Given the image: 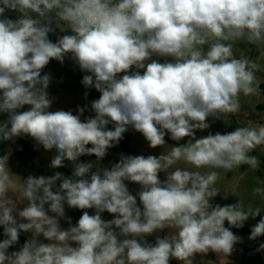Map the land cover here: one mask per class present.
Returning <instances> with one entry per match:
<instances>
[{
	"label": "clouds",
	"instance_id": "obj_1",
	"mask_svg": "<svg viewBox=\"0 0 264 264\" xmlns=\"http://www.w3.org/2000/svg\"><path fill=\"white\" fill-rule=\"evenodd\" d=\"M53 25L70 34L53 42ZM241 44L258 56L239 50ZM66 59L87 73L83 87L100 93L75 114L50 110L53 78L44 69ZM261 72L264 0H0V114L8 117L0 122V141L29 136L46 151L55 149L49 167L72 166L71 176L22 178L9 168L10 153L0 157V264H194L196 255L209 253L230 264L242 242L231 228L264 208L212 200L222 173L259 167L252 153L264 147V123L199 139L195 131L208 129L209 118L240 113L242 96L261 93ZM129 128L150 148L167 145L166 135L177 145L158 157L121 153L110 168L80 161L102 160ZM126 182L139 185L135 195ZM252 194L264 202V180ZM66 207L83 211L75 224ZM104 212L113 218L102 219ZM164 229L173 234L147 241ZM21 231L32 237L9 252ZM261 236L264 217L248 239Z\"/></svg>",
	"mask_w": 264,
	"mask_h": 264
},
{
	"label": "rangeland",
	"instance_id": "obj_2",
	"mask_svg": "<svg viewBox=\"0 0 264 264\" xmlns=\"http://www.w3.org/2000/svg\"><path fill=\"white\" fill-rule=\"evenodd\" d=\"M5 15L9 19H17L18 13L7 12ZM55 28V25H53ZM65 34H70L69 32H61L59 28H55V32L49 34V39L53 42L56 41L57 36H62ZM239 50H243L245 54L252 57H257V50L245 46L243 44L237 46ZM161 62L163 60L161 59ZM44 72L51 73L52 82L49 86V94L54 98V102L51 106L52 111L55 110H73L75 114V109L77 106H83L92 100L98 99L100 93L94 88L85 89L80 83L83 75L87 74L81 72L78 67L74 65L71 59H66L63 64L52 60L45 67ZM122 75V74H121ZM258 77L261 79V86L264 87V72L258 73ZM88 92L87 100L84 98V92ZM264 105V93H261L255 97H241V110L238 114H226L222 119L213 120L209 118L208 122L210 127L206 130H196L195 138L199 139L207 136L208 134H215L220 132L221 134L231 132L239 126H245L249 122L252 124L264 123V110H260L259 107ZM30 106H24L23 109L19 111L29 110ZM90 112H85L84 116L91 115ZM246 114V115H245ZM83 119V117H82ZM189 138L185 137L179 143H186ZM167 145L163 148H150L147 141L144 139L142 134L136 132L132 128H129L126 133H124V138L120 143L108 149L107 155L97 162V158L90 161L96 164L97 167H108L115 162L119 161L120 154L124 153L126 155H143L147 157L148 155L159 156L163 151H169L172 145H177V142L172 141L169 136H165ZM12 142V147L9 155V168L10 170L22 178H26L29 174L35 176H51L55 172H61L65 176H71L72 166L70 162L65 161V166L61 168L53 169L49 167L51 159L56 155L55 149L51 151H46L41 145H38L31 137L21 136L15 138ZM253 155H256L260 164L255 170L249 168L248 165H242L239 170L229 172L227 174L222 173L216 186L221 189L219 195L213 198L212 204L215 205H231L238 202V199L242 200L245 207H262L264 208V202L260 200L259 197H255L252 194V188L256 185L258 180H264V147H259L255 150ZM182 166V165H181ZM95 171V168L93 169ZM166 175L162 172L159 174L161 181L164 180ZM128 184L130 192L135 195L139 190V185L126 182ZM59 184V182H58ZM57 184V186H58ZM24 206V205H23ZM22 206L18 205V209L22 210ZM90 215L94 214L93 209L87 210ZM68 216L71 218L73 224H75L83 211H74L70 209L68 211ZM102 219L111 220L113 216L107 212L101 214ZM17 222H20L19 216L14 213ZM258 222L257 217L255 219L249 218L245 222V228H251ZM234 232V231H233ZM4 228L0 226V241L4 239ZM234 234L238 235L236 232ZM239 236V235H238ZM247 240V239H246ZM250 243V240H247ZM18 245V244H17ZM170 264H176V260L172 259Z\"/></svg>",
	"mask_w": 264,
	"mask_h": 264
},
{
	"label": "crops",
	"instance_id": "obj_3",
	"mask_svg": "<svg viewBox=\"0 0 264 264\" xmlns=\"http://www.w3.org/2000/svg\"><path fill=\"white\" fill-rule=\"evenodd\" d=\"M2 121H5V120H0V122ZM11 147H12V142L11 141H0V157H3L5 154H8L10 153L11 151ZM165 174V173H164ZM166 177H164L165 179ZM23 207V205H20ZM70 209H68L66 207V216H68V211ZM74 211H81L79 209H73ZM70 218V217H69ZM26 222V221H23L20 219V222ZM69 225L67 223L66 220H62L61 221V227L62 228H67ZM23 236L26 237L27 239H30L32 237V233L31 232H23L21 231ZM173 234V230L171 229H164L163 231H160L152 236H148L146 237L147 241L149 243H152L154 244L155 243V238H156V235H159L161 238H163L164 236H167V235H171ZM239 235V234H238ZM240 237H242V242L241 243H238L237 245H235V251L233 252V254L231 256L228 257V260L230 261V263H240L241 260H242V254H243V251L245 248H248V247H251L252 246V243L250 241V243H248L247 238L239 235ZM40 240V242L42 243H48L47 240L44 239L43 236H40L38 238ZM247 239V240H246ZM22 246V244H20L18 242V245H15L11 248V250L9 249V252H12V251H18L20 249V247ZM217 259V257L215 256V254H212V253H209L207 256H200V255H196L195 258H194V264H219L218 261H215ZM176 264H182V262L180 261H177L176 260Z\"/></svg>",
	"mask_w": 264,
	"mask_h": 264
},
{
	"label": "trees",
	"instance_id": "obj_4",
	"mask_svg": "<svg viewBox=\"0 0 264 264\" xmlns=\"http://www.w3.org/2000/svg\"><path fill=\"white\" fill-rule=\"evenodd\" d=\"M261 91L264 93V87L261 86ZM260 110H264V105L259 107ZM7 114H0V120H7ZM94 158V155L91 156H82L80 157L81 162H90ZM264 217V210L261 211L260 216H257L258 221ZM226 227H230L227 222H225ZM232 231L236 232L237 234L245 237H248L251 234V228H231ZM27 240L26 237L23 236L22 232L19 234V243L24 244ZM252 243L251 247L245 248L242 254V260L240 263L237 264H264V250L257 251L260 248L261 244H264V236L259 237L256 240H250ZM11 250V248H10ZM235 264V263H230Z\"/></svg>",
	"mask_w": 264,
	"mask_h": 264
},
{
	"label": "water",
	"instance_id": "obj_5",
	"mask_svg": "<svg viewBox=\"0 0 264 264\" xmlns=\"http://www.w3.org/2000/svg\"><path fill=\"white\" fill-rule=\"evenodd\" d=\"M108 127H109V128H111V127H112V125H109Z\"/></svg>",
	"mask_w": 264,
	"mask_h": 264
}]
</instances>
